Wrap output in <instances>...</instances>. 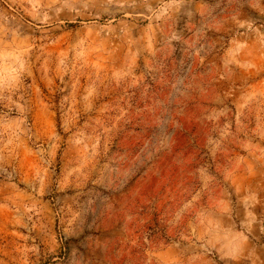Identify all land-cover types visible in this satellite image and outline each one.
I'll use <instances>...</instances> for the list:
<instances>
[{"label":"rangeland","instance_id":"374dc122","mask_svg":"<svg viewBox=\"0 0 264 264\" xmlns=\"http://www.w3.org/2000/svg\"><path fill=\"white\" fill-rule=\"evenodd\" d=\"M0 264H264V0H0Z\"/></svg>","mask_w":264,"mask_h":264}]
</instances>
